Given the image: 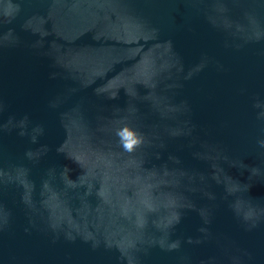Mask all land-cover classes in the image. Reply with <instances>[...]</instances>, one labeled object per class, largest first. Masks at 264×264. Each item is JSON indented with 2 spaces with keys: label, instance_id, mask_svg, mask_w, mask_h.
Listing matches in <instances>:
<instances>
[{
  "label": "water",
  "instance_id": "obj_1",
  "mask_svg": "<svg viewBox=\"0 0 264 264\" xmlns=\"http://www.w3.org/2000/svg\"><path fill=\"white\" fill-rule=\"evenodd\" d=\"M0 264H264V0H0Z\"/></svg>",
  "mask_w": 264,
  "mask_h": 264
},
{
  "label": "clouds",
  "instance_id": "obj_2",
  "mask_svg": "<svg viewBox=\"0 0 264 264\" xmlns=\"http://www.w3.org/2000/svg\"><path fill=\"white\" fill-rule=\"evenodd\" d=\"M117 135L120 138L122 148L129 153L133 152L143 142L142 137H139L128 128L119 131Z\"/></svg>",
  "mask_w": 264,
  "mask_h": 264
}]
</instances>
